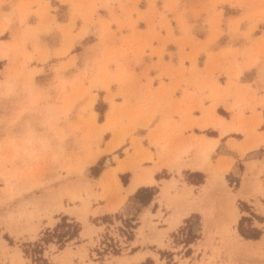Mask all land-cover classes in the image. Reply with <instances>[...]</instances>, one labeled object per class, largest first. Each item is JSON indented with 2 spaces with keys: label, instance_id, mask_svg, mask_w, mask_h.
<instances>
[{
  "label": "rangeland",
  "instance_id": "obj_1",
  "mask_svg": "<svg viewBox=\"0 0 264 264\" xmlns=\"http://www.w3.org/2000/svg\"><path fill=\"white\" fill-rule=\"evenodd\" d=\"M57 1L62 6H58L55 3ZM33 3L36 5L34 9L22 3L12 6L8 12H0V46L5 50L3 56L0 54V58L6 59V65L1 71L0 92L6 97L27 96L22 99L25 100L24 103L19 100L18 104L17 118L25 115L16 127L21 129L17 131L15 128V132H12L11 125L16 121L15 118V121L7 123L5 133L0 137V264H114V256L128 257L129 247L127 250L122 247L108 251L101 244L98 245L99 236L104 235L103 229L93 224L95 219H86L91 202L98 197L94 190L96 183L88 174H95L104 160L100 158L94 168L88 167L101 153L118 148L125 137L129 138L132 150L130 151L129 147H125L124 151L119 148L116 153L119 156L124 154L123 164L126 167L149 159V149L143 146L142 138L135 135V132L137 128H146L150 123V118L144 114L142 99L145 94L141 88V78L146 79L148 83L152 81V77L145 71L137 74L129 69L126 65L129 61L127 53L132 51L133 60L139 63L145 48L156 50L152 46L153 40L163 42L158 50L160 57L165 52V44L172 42L180 49L181 67L174 77L169 72L162 74L176 78L177 81L190 82L193 79L202 86H209L220 76H226L228 81L237 80L241 72L248 68H256L258 76H262L264 0H34ZM142 4H146L145 9H140ZM100 10L105 11L107 17L101 15ZM29 13L37 17L35 24L25 23ZM14 14L18 20L17 27L21 30V37L13 31L12 39L3 40L1 35L10 27ZM66 15L67 23L56 21V17L63 20ZM78 21L79 27L76 25ZM138 21H144L142 24L148 27L147 32L137 28ZM111 25L115 28H111ZM123 29L130 30L134 40L122 35ZM174 29L178 32L177 36H174ZM160 30L165 32L164 36ZM204 31L207 33L205 42L209 44L215 43L220 36L225 35L227 42L220 53L224 62L217 59L218 63L209 73L196 76L192 65L198 51L194 52L193 42L198 40L196 34ZM87 33L83 43L98 39L97 43L87 46L91 54L84 59L81 67L75 65V57L71 55L65 62L53 65V75L49 81L38 79V82H33L34 73L43 71L42 68L28 69L27 64L34 55V59L39 63H44L50 54L63 58L74 42ZM143 33H147L148 38L145 40ZM55 40L58 42L51 47L49 42L55 43ZM26 42L30 43V51L26 48ZM95 46L97 51L94 53ZM206 46L202 45L199 50H205ZM185 47L189 48L188 52L184 51ZM167 53L171 56V52ZM17 55L21 57L20 62L16 59ZM210 55L211 53L207 54ZM238 57L244 61L243 64L238 62ZM57 58L53 57L49 63L58 61ZM185 58L192 63V72L188 75L185 74L186 67L182 63ZM3 62L0 60V67ZM71 68L76 72L73 74L68 70V74L72 75L64 76V72ZM45 76L46 74L40 75V78ZM113 84L117 86L114 91L111 90ZM16 88L25 93L15 91ZM98 91L104 92L103 98L110 103L103 124L96 123V113L91 109L96 97L95 92ZM116 96H120L123 102H112ZM255 96L254 91L252 97ZM77 101L85 102L80 105V110H87L86 118L69 121L66 117L77 105ZM243 101L244 98L241 99V112L245 108H250L252 112L255 110V105ZM216 104L212 103L206 108V112L204 109L203 114L209 116L211 110H215ZM258 104L261 102L258 101ZM105 108L107 107L101 102L96 104L95 110L100 113L99 118H103ZM218 112L227 114L222 109H218ZM28 118H33V125ZM235 125L248 136L256 133L259 120L241 115ZM106 130L112 134L105 147L100 148L99 142ZM257 143L242 146L241 151L237 147L227 145L229 154L221 161L220 167L217 168L219 170L213 172V177L216 178L213 186L215 196L218 195L220 199L215 201L217 207L213 208L211 204L208 208L205 240L196 246L189 245L188 241L195 238L196 234L186 228H181L171 237L163 231H158L160 241L157 244L161 248L160 254L152 253V258L144 264H264V243L254 245L251 251H242L241 246L246 245L243 239H248L240 233H258L259 237L252 240H264V164L260 161L264 158V147L244 155L247 148ZM190 147L191 145H182L174 151L173 155L179 154L178 164L170 161L173 155L167 162L168 166H173L178 176H181V168L197 167L189 162L188 158L192 156L188 152ZM219 152L214 153L215 157ZM232 152H236L240 158L236 160ZM144 153H147L146 156H143ZM95 154L90 162V155ZM117 155L113 156L114 160L119 158ZM182 155L184 157H181ZM209 157L210 155L205 161H200L199 166L206 162L212 165ZM247 159L249 160L246 161ZM252 161L255 162L253 171H248L247 166ZM245 176L251 183L248 187L249 196L246 199L237 197L234 200L233 204L240 212L238 221L229 228L225 225L224 229L222 208H225L227 202L225 193L235 192L240 188ZM186 178L190 179V176L187 175ZM168 182H165L169 184L168 187L175 189L179 179L172 177ZM181 183L185 185L184 181ZM74 189L88 201L86 222L78 218L81 200L68 197L69 191ZM57 194L62 195L61 209L56 206L57 200L53 199ZM72 210L78 213H71ZM60 211L67 216H61ZM71 216L76 221H71ZM58 217L60 220L55 219ZM143 221L144 224L137 229L136 237L143 236V229L147 225L148 232L155 234L157 230L151 227L153 224H146L144 219ZM194 221L196 222L195 219ZM32 225L36 227L34 232L29 230ZM73 227H77L78 231L80 229V237L68 239L67 233H70ZM233 229L237 230L240 237L235 235ZM115 232L118 233L117 230ZM111 235L118 238L116 233ZM129 237L131 235L127 234V239ZM164 237L165 244L161 241ZM143 241L141 238L140 242L144 243ZM152 241L157 240L149 239V242ZM135 243L136 241L131 242L130 247ZM45 256L51 262H48Z\"/></svg>",
  "mask_w": 264,
  "mask_h": 264
},
{
  "label": "crops",
  "instance_id": "obj_2",
  "mask_svg": "<svg viewBox=\"0 0 264 264\" xmlns=\"http://www.w3.org/2000/svg\"><path fill=\"white\" fill-rule=\"evenodd\" d=\"M0 1V12H8L12 6L21 5L22 3L28 6L30 5L31 9L36 7L33 3L34 0ZM55 3L58 6H62L59 5L60 3L58 1ZM158 3L159 2H157V5ZM139 7L140 9H145L146 4H142ZM100 14L106 16L105 11L100 10ZM132 16L135 17L134 14ZM56 21L59 23H67L68 15H66L63 20H58V17H56ZM36 22L37 17L33 13H29L25 19V23L35 24ZM142 22L144 23V21L137 22V28L147 32L148 27L142 24ZM17 24L18 20L14 14L12 16L10 27L6 29V32L3 35H1L3 37L1 39H12L13 31H15L16 35L20 38L21 30L17 27ZM76 25L79 27L80 21L76 22ZM111 28L114 29L115 26L111 25ZM121 33L122 35H126L127 39L131 38L134 40V35L130 32V30L128 31L123 29ZM160 33L162 36L165 35V32L162 30H160ZM146 34L147 33H143L144 40L148 38ZM177 35L178 32L174 29V36ZM87 36L88 33L83 35L80 40L75 41L73 46L69 49L67 55L63 58L50 54L44 63H39L34 59V55L29 60V64H27L28 69L42 68L43 71L36 74L34 73L33 82H38V79H40V81L41 79L49 81L53 75V71H51L53 65L58 62H65L68 56L71 55L75 57V65L81 67L84 59L91 54V51L87 48V46L95 43L98 39L94 38L93 40L83 43ZM196 38L198 40L193 42V50L194 52L195 50L198 51V54L193 65L186 58L182 61L184 67H186L185 74L187 75L192 71L193 73H196V76L197 74H207L216 65V63H218V61H216L217 59H219L220 62H224L220 57V53L227 42L225 41V35L220 36L215 43L211 44L205 42L207 40V33L205 31L200 34H196ZM55 41V43H52L53 41L49 42V45L54 47L53 44H56L58 40ZM162 43L163 42L161 40H153L152 46L155 47L157 51L145 48L139 63H136L135 59L133 60L134 55H132V51L131 53H127L129 61L126 62V65L129 69L133 70L137 74L145 71L150 77H152V81L148 83H146V79L141 78V82L143 84L141 85V88L145 94L142 99L144 114H146L147 118H150V123L146 128H137L135 132V135L142 138L141 143L143 146L149 149V159L146 158L142 160L140 164L126 167L123 164L124 154L119 156L116 153L119 148H122V151H124L125 147H129L130 151L132 150L130 148L129 138L125 137L124 141L118 148L110 152L101 153L97 160L88 167L94 168L100 158L104 160L95 174L91 172L88 174V176L92 177L96 183L94 190L98 197L91 202L90 212H88V214H86V205V219H95V223L93 224L97 228L102 227L103 232L108 231L111 234L116 233L118 234V237L120 233H127L131 235L126 242H122V245L124 246H121L120 248L123 247V249L127 250L129 247L128 257H133L134 255L142 257H140L137 261H130V264H144L148 259L152 258V253H156L158 255L160 254L159 249L161 248L157 244V242L160 241L157 233L158 231H163V233H166L169 237H171L174 233L181 230V228H186L196 234L194 238L195 240L189 243V245L196 246L199 242L204 241L205 234L208 229V219H206L209 212L208 208H210L211 204L213 208L217 207L215 201L220 199L218 195L215 196L216 191L213 186L216 178L213 177V172H217V170H219L217 168L220 167L221 161L226 154H229V148L227 145L230 144L231 146L237 147L240 151V147L253 145L255 142H258L255 146L247 148L244 155H247V153L258 149L259 147H264V75L258 76L259 72L256 68H248L241 72L237 80L233 79L232 81H228L226 76H220L217 78V81H212L209 86L199 85V83L193 79H191L190 82L186 80L177 81L176 78H169V76L162 74V72H169L173 74V77L175 76L176 71L181 67L180 49L176 44L167 42L164 47L165 52L162 54V57H160L158 55V50L160 49ZM204 44L207 45L206 49L199 50V47ZM238 44H240V40ZM96 46L94 48V53L97 51ZM26 48L30 51L29 42H26ZM188 50L189 48H184L185 52H188ZM4 51L5 50L3 48V52ZM167 52H171V56ZM208 53H211V55L207 56ZM53 57H58L57 59L59 60L49 63ZM16 59L20 62L21 57L17 55ZM0 60L4 61L0 67V78H2L1 71L6 65V59L0 58ZM237 60L240 64L244 63V61L242 59L240 60L239 57ZM191 65L192 71L190 69ZM111 68L113 69L114 67L111 66ZM68 70H71L70 72L73 74L76 72V70H72V68L67 69L64 72V76L69 77L72 75V73L68 74ZM44 74H46L45 78H40V75ZM116 87L117 86L113 84L111 86V90L114 91ZM17 90L23 91L20 88H16L15 91ZM254 91L256 94L255 98L252 97ZM95 93L96 97L91 105V109L96 113V123L103 124L107 117L110 103L103 98L104 92L98 91ZM240 93L241 95L239 96ZM3 94L4 93L0 92V137L5 133L4 131L8 122L16 118V121L14 120L15 122L11 125L13 133L15 132L14 129L20 125V122L24 119L25 115H21L17 118L19 100H21V103H24L25 100L23 101L22 99L24 97L27 98L25 95H11L6 97L3 96ZM242 98H244V103H252L251 105H255V110L253 112L249 110L250 108H245L241 112L240 108L243 104H241ZM258 101H260L261 104H258ZM98 102H101L105 105V107H107L104 110L105 112L102 114L103 118H99L100 113L95 110V106ZM112 102L119 104L123 102V99L120 96H116L113 98ZM215 102L217 103L214 108L215 110L213 111L212 109L209 116L207 114L204 115V109L206 112V108ZM76 103L77 105H75L66 117L69 121H77L81 118H86L85 115L87 110L84 112L80 110V105L85 102L77 101ZM131 104L135 103L131 102ZM218 109L224 110L227 114L223 115L219 113ZM79 114L82 115V117H79ZM241 115L249 116L250 119L259 120L258 128L255 130L256 133L245 136V134L239 131V127L235 124ZM216 117H220L224 120V126L228 127L226 131L216 127L215 124L210 123L215 121ZM28 119H30L31 124L33 125V118ZM199 123L201 128L199 127ZM16 129L18 131L21 128ZM205 131H212L213 133L207 134ZM111 134L112 133L107 130L102 133L99 142L100 148L105 147V144L107 140L110 139ZM211 139L216 140V145L212 150L214 152L209 154V159L211 160L212 165H208L206 162L205 164L199 166L201 160H194L196 143L198 141H208ZM66 140L67 138L65 141ZM151 141L154 142V144ZM182 145H191L188 152H190L192 156L188 159L190 163L196 164L197 167L181 168V176H178L173 166H168L167 162L174 154V151ZM217 151H220V154H217L215 157L214 153ZM236 152H232V155L236 160H238L240 156L237 154L238 152ZM146 154L147 153H144L143 156H146ZM176 154L179 155L178 153ZM114 155H117L119 158L114 160ZM181 157H184V155ZM173 158L174 155L170 160L172 163ZM248 160L249 159L246 161ZM106 161H108V163ZM119 166L123 168L119 169ZM172 174L173 176H171ZM121 175H124L126 179L125 182L122 181ZM143 175L147 177L149 175L151 182L149 181L148 183L142 182L136 184V186L130 190V186H132L134 179L138 176L142 177ZM187 175L190 176V179L186 178ZM172 177L174 179H179L177 188L173 189L171 187H165V189H167L164 192L163 187L166 184L165 182L171 180ZM181 181H184V186ZM186 188L187 190H190V194L184 197L186 202L192 200L193 198H196V200L193 202L194 208L189 209L186 214H182L187 205L183 202V198L178 201L177 196L183 195ZM81 212L82 202L79 213L75 210L71 211V213H78V218ZM61 216L67 215L61 212ZM71 217H69L71 218V221H76L73 216ZM213 217L215 218L214 215ZM55 219L60 220V217ZM143 219L145 220V223H152L153 225H151V227H155L157 231L155 234L148 232L147 225L143 229V236L136 237L137 229L144 224ZM55 224L56 222L54 225ZM130 225H133V227ZM116 230L118 233L115 232ZM79 232L80 229L75 238L80 237ZM141 238L144 240V243L140 242ZM151 238H154L157 241L149 242V239ZM247 239L252 240L253 238ZM134 241H136V243L130 247V243ZM161 241L165 244L166 238H162ZM45 258L48 262H51L47 256H45Z\"/></svg>",
  "mask_w": 264,
  "mask_h": 264
},
{
  "label": "bare ground",
  "instance_id": "obj_3",
  "mask_svg": "<svg viewBox=\"0 0 264 264\" xmlns=\"http://www.w3.org/2000/svg\"><path fill=\"white\" fill-rule=\"evenodd\" d=\"M3 47L2 46H0V54H2L1 56H3ZM210 123H213V124H215V126L216 127H218V128H221V129H223L224 131H226L227 129H228V127L227 126H224V120L222 119V118H220V117H216L215 118V121H212V122H210ZM207 124V123H206ZM205 125V124H204ZM231 129V128H230ZM224 131H222V132H224ZM116 145V143H114L113 144V146H115ZM195 145V144H194ZM215 145H216V140H214V139H211V140H208V141H205V140H202V141H198L197 143H196V149H195V156H194V160H201V161H205L206 159H207V157H208V155H209V153L213 150V148L215 147ZM246 147V146H245ZM184 150L185 149H183V152H184ZM241 151V150H240ZM91 157V159H90V162H92L93 161V156H96V154L95 155H90ZM193 160V161H194ZM9 161V160H8ZM179 161H180V159H179V157H178V155L177 154H175L174 155V158H173V163L174 164H178L179 163ZM255 161H257V160H255ZM261 161V164H264V158H262V160H260ZM259 161V162H260ZM202 163V162H201ZM181 165V164H180ZM254 165H255V162L254 161H252V162H250L249 164H248V168H247V170L248 171H253V168H254ZM195 166V165H194ZM119 169H121V168H123V167H118ZM225 171H226V168L224 169ZM218 171V170H217ZM222 171H223V169H222ZM149 174V173H148ZM245 175H246V173H245ZM140 176H141V174H140ZM140 176H138L137 178H135L134 179V181H133V183H132V186H130V190H132L135 186H136V184H139V183H142V182H146V183H148L149 181H150V177H149V175H148V177L147 176H142V177H140ZM151 182V181H150ZM169 183V182H168ZM250 185H251V183H250V181H249V178L247 177L246 178V176H245V179L243 180V183H242V185H241V187L237 190V192L235 193V192H230V191H226V193H225V195H226V197H224V198H226L227 199V202H226V205H225V208H222V211H223V209H224V218H222V223H223V226H224V228H225V225H226V227H230V226H234V225H236V223H237V221H238V218H239V210H238V208L237 207H235L234 206V200L236 199V197H243V198H248V196H249V193H248V187H250ZM82 186V185H81ZM169 186V184H165L164 185V190H165V187H168ZM184 186V185H183ZM224 186V185H223ZM190 189V188H189ZM184 191V190H183ZM190 190H187V188H186V191H185V193H183V195H178V200H181L182 198V200H183V202L187 205L186 206V208L183 210V213L182 214H186L187 212H188V210L189 209H191V208H194L193 207V202H194V200L192 199V200H190V201H188V202H186V200L184 199V197L185 196H187V195H189L190 194V192H189ZM66 194H68L67 192H66ZM61 196L62 195H60L59 196V194H57V195H55L54 196V200H57V205L56 206H58L59 208H61L62 206H61V203H60V200H61ZM183 196V197H182ZM68 197L70 198V199H80L81 200V202H82V212L80 213V215H79V218L81 219V220H83V222H86L85 221V217H84V215H85V207H86V205L88 204V202H87V199H84L82 196H81V194H79L78 193V190H76V189H74V190H70L69 191V194H68ZM187 198V197H186ZM225 200V199H224ZM183 204V203H182ZM222 204H224V203H222ZM29 230L30 231H36V227L35 226H31L30 228H29ZM234 230V233H235V235L238 237H240V235L237 233V231H235V229H233ZM141 229H139V233L141 234ZM244 241V243L246 244L245 246H241V249H242V251H251V249L253 248V246L255 245V246H259V245H261V244H263L264 242V240H263V238H260L259 240H256V241H252V240H246V239H243ZM115 257V263L114 264H130V261H137L140 257H142V256H133V257H126L125 258V256H114Z\"/></svg>",
  "mask_w": 264,
  "mask_h": 264
},
{
  "label": "built area",
  "instance_id": "obj_4",
  "mask_svg": "<svg viewBox=\"0 0 264 264\" xmlns=\"http://www.w3.org/2000/svg\"><path fill=\"white\" fill-rule=\"evenodd\" d=\"M125 240H127V233L120 234L119 237L116 238L110 233L106 234V232H104V235L101 234L99 236L98 245L101 244L103 248H107L109 251L119 249L122 246L121 243L125 242Z\"/></svg>",
  "mask_w": 264,
  "mask_h": 264
},
{
  "label": "trees",
  "instance_id": "obj_5",
  "mask_svg": "<svg viewBox=\"0 0 264 264\" xmlns=\"http://www.w3.org/2000/svg\"><path fill=\"white\" fill-rule=\"evenodd\" d=\"M121 179L123 182L126 181L124 175H121ZM68 226V225H67ZM131 227H133V225H130ZM69 227V226H68ZM77 233H78V228L77 227H73L72 231L70 233H67V237L68 239H72L73 237L77 236ZM241 235L245 238H253V239H257L259 237V234L258 233H251V234H244L242 231H240ZM194 239V238H193ZM192 239V240H193ZM191 240V241H192ZM190 240L188 241V243L191 242ZM42 260H45V259H42Z\"/></svg>",
  "mask_w": 264,
  "mask_h": 264
}]
</instances>
